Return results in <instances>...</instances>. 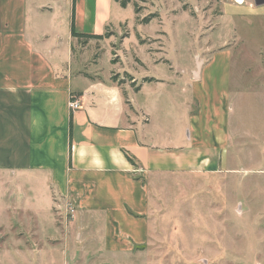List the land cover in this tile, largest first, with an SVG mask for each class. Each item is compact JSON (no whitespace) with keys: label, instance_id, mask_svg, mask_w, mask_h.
I'll return each instance as SVG.
<instances>
[{"label":"crops","instance_id":"1","mask_svg":"<svg viewBox=\"0 0 264 264\" xmlns=\"http://www.w3.org/2000/svg\"><path fill=\"white\" fill-rule=\"evenodd\" d=\"M221 1L234 30L239 19L264 18L254 0ZM114 3L0 0V206L47 212L54 223L56 207L72 199L80 216L100 215L104 252L115 254L151 237L157 179L221 173L235 138H264V126L254 128L238 104L226 40L188 73L165 58L154 65L169 73L145 70L132 85L78 55L73 25L103 36ZM217 57L224 70L212 69ZM72 97L81 103L74 112Z\"/></svg>","mask_w":264,"mask_h":264},{"label":"rangeland","instance_id":"2","mask_svg":"<svg viewBox=\"0 0 264 264\" xmlns=\"http://www.w3.org/2000/svg\"><path fill=\"white\" fill-rule=\"evenodd\" d=\"M222 11L221 0L114 3L102 39L80 41L76 53L92 58L116 83L132 85L145 70L169 73L166 64L154 65L165 58L188 73L196 56L206 57L218 38L226 40L222 44L235 55L230 71L234 88H241L238 104L254 128L261 120L263 127L264 18L239 19L234 30ZM145 17L152 19L146 24ZM217 60L212 69L224 70ZM235 139L221 173L155 181L152 235L134 251L104 252L100 215L80 216L69 199L56 207L54 223L47 212L6 213L0 206V264H264V138Z\"/></svg>","mask_w":264,"mask_h":264},{"label":"trees","instance_id":"3","mask_svg":"<svg viewBox=\"0 0 264 264\" xmlns=\"http://www.w3.org/2000/svg\"><path fill=\"white\" fill-rule=\"evenodd\" d=\"M117 2H119L121 4V6L126 7L128 5V3L130 2V0H115ZM155 17V16H153ZM152 18L149 17H145L143 19V23H149L151 21ZM72 35L74 37H77L79 39V41L81 42H88L90 39H102V35H97V34H83V33H78L73 25V29H72Z\"/></svg>","mask_w":264,"mask_h":264},{"label":"built area","instance_id":"4","mask_svg":"<svg viewBox=\"0 0 264 264\" xmlns=\"http://www.w3.org/2000/svg\"><path fill=\"white\" fill-rule=\"evenodd\" d=\"M233 1L240 5L245 3V0H233ZM80 105H81L80 100L74 97L71 98L69 106L72 112L78 110L80 108Z\"/></svg>","mask_w":264,"mask_h":264},{"label":"water","instance_id":"5","mask_svg":"<svg viewBox=\"0 0 264 264\" xmlns=\"http://www.w3.org/2000/svg\"><path fill=\"white\" fill-rule=\"evenodd\" d=\"M256 5H262L264 4V0H254Z\"/></svg>","mask_w":264,"mask_h":264}]
</instances>
